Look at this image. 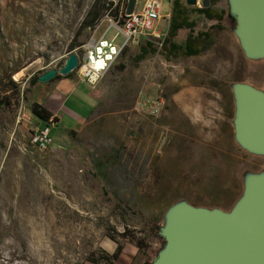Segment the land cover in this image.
Instances as JSON below:
<instances>
[{
	"label": "rangeland",
	"instance_id": "374dc122",
	"mask_svg": "<svg viewBox=\"0 0 264 264\" xmlns=\"http://www.w3.org/2000/svg\"><path fill=\"white\" fill-rule=\"evenodd\" d=\"M117 1L0 0V264H91L107 235L118 239L124 229L144 240L152 260L174 209L230 214L248 181L264 177V155L236 136L237 88L264 95V55L245 52L229 0L216 6L226 12L223 31L196 21L194 31L209 38L203 54L149 55L136 64L144 43L127 48L94 89L79 80L64 118L49 127L53 145L44 152L30 146L34 128L47 126L31 114L39 92L31 78L103 35L113 15L106 3ZM159 1L157 50L173 0ZM98 14L94 29L86 28ZM92 90L97 104L81 128Z\"/></svg>",
	"mask_w": 264,
	"mask_h": 264
},
{
	"label": "water",
	"instance_id": "95a60500",
	"mask_svg": "<svg viewBox=\"0 0 264 264\" xmlns=\"http://www.w3.org/2000/svg\"><path fill=\"white\" fill-rule=\"evenodd\" d=\"M200 1L202 7H209L208 0ZM134 4L135 0H128V15ZM185 4L195 7L197 0ZM229 5L245 52L264 55V0H229ZM76 66L77 55L72 53L61 67L39 76L38 83L65 77ZM237 98V139L264 155V95L239 87ZM164 237V249L153 264H264V177L248 181L243 199L230 214L185 206L174 209Z\"/></svg>",
	"mask_w": 264,
	"mask_h": 264
},
{
	"label": "built area",
	"instance_id": "2783aa9c",
	"mask_svg": "<svg viewBox=\"0 0 264 264\" xmlns=\"http://www.w3.org/2000/svg\"><path fill=\"white\" fill-rule=\"evenodd\" d=\"M136 3L141 5H136ZM127 4L128 1L121 5L103 35L98 38L91 37L82 45L81 54H76L77 66L72 73H75L78 79L88 87L94 89L127 48L145 42H151L155 46V39H160L163 36L157 29L158 23L164 19L160 15L159 0H144L142 2L136 0L133 11L129 15L127 14ZM110 30L114 32V35L107 38V33ZM118 38L122 41L121 45L116 44ZM162 40L158 41L160 47ZM161 104L158 101L140 100L138 102V106L153 111L159 110ZM50 125H53L51 121L45 128H34L29 141L32 148L44 152L53 145L50 138Z\"/></svg>",
	"mask_w": 264,
	"mask_h": 264
},
{
	"label": "trees",
	"instance_id": "16d2710c",
	"mask_svg": "<svg viewBox=\"0 0 264 264\" xmlns=\"http://www.w3.org/2000/svg\"><path fill=\"white\" fill-rule=\"evenodd\" d=\"M128 0H118L116 4L113 2L106 3V8L113 10L112 18H115L119 8L121 5ZM219 0H208L209 7L204 8H194L190 9L180 0H173L171 2V12L170 18L168 21V28L165 34L164 39L161 42L160 50H157L153 43L145 42L142 46L139 47V53L133 58L134 63H140L149 55L162 54L165 60H176L179 58H193L200 56L203 54L205 50V45L208 42V35L206 32H197L195 36L196 23L194 21H189L188 15L189 13H195L196 15L202 17L207 21H215L214 28L217 31H223L222 23L224 22L225 11H215L213 7L218 3ZM103 15L98 14L92 17L91 21L85 25L86 28L94 29L96 24L100 21ZM180 30L188 31V36L183 44H178L175 39ZM80 46V45H78ZM74 48V45L71 46V49ZM117 70H124V66L117 65ZM20 70H17L15 73H18ZM73 73L68 74L67 76H71ZM66 76V77H67ZM39 77V76H38ZM38 77L31 78V85H35L38 83ZM61 78L60 76H56L51 81ZM11 86H14V83L9 82ZM3 99L0 100V104H2ZM4 104H8L7 101H4ZM31 114L39 119L40 121L49 123L51 120V114L43 110L39 105L33 103L31 105ZM51 122L56 123L55 119H52ZM72 134H74L72 132ZM160 228L158 227L156 231L158 232ZM108 240L113 242L116 245V249L112 255H109L105 251H101L98 256H91L89 259V263L91 264H114V262L118 259L122 247L118 240L126 241L130 244H133L136 249L142 253L144 256L143 264H153L158 256L150 260L146 255L149 246L144 243L143 239L138 238L136 235L131 233L129 230L124 229L122 233L118 235V239L112 237L111 235H107ZM164 249V248H163ZM162 249V250H163ZM161 250V251H162ZM160 251V252H161Z\"/></svg>",
	"mask_w": 264,
	"mask_h": 264
},
{
	"label": "crops",
	"instance_id": "0c3cea01",
	"mask_svg": "<svg viewBox=\"0 0 264 264\" xmlns=\"http://www.w3.org/2000/svg\"><path fill=\"white\" fill-rule=\"evenodd\" d=\"M221 0L218 1V3ZM185 4V0L183 2ZM201 1L197 0V4L195 7H190V6H186L189 7L190 9H194V8H200L202 6H200ZM218 3L213 7V10L215 11H220L224 9H220L217 10L216 6L218 5ZM230 15H232L230 13ZM170 18V14L169 16H167V22L169 21ZM188 19L189 21H194L196 23L197 20H203L206 22H213V26L215 25V21H207L205 19H203L202 17L196 15L195 13H189L188 15ZM162 32V31H161ZM180 32H182V34L184 33L183 36V40L180 42V39H178V35L180 34ZM197 32H205L203 30H197L195 31V33L193 34L195 36V34ZM188 36V31L186 30H180L177 34V37L175 39V41L178 44H183L184 41L186 40ZM61 77V76H60ZM75 82V83H74ZM80 83L79 79L77 76L71 75V76H65V77H61L58 79H55L53 81H49L46 84H39L38 86V90L39 92L37 93V95L35 96L36 98L33 100V103H36L37 105H39L43 110H45L46 112H48L49 114H51V120L55 119L56 123H54L53 125L56 126L58 125L62 119L64 118L63 111H65L66 105L69 102V100L73 99V97H75V93L77 90V85ZM85 96H87L88 98V116L87 118H80L79 122L81 124V128L84 126V124L88 121V119L91 117V115L93 114V111L96 107L97 104V99L95 96L94 91H90V92H86ZM71 114H73L72 111H70ZM50 120V121H51ZM49 121V122H50ZM80 128V129H81ZM67 131H76L72 128H68ZM120 246L122 247V251L118 257V259L114 262V264H143L144 262V257L142 255L141 252H139L136 247L133 244H130L126 241H122L119 240ZM116 249V245L111 242L110 240L107 239V242H105V246L103 247V250L108 253L109 255H112L114 253Z\"/></svg>",
	"mask_w": 264,
	"mask_h": 264
}]
</instances>
